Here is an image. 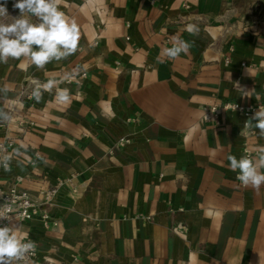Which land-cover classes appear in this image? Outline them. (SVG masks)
I'll return each mask as SVG.
<instances>
[{
    "label": "crops",
    "instance_id": "obj_1",
    "mask_svg": "<svg viewBox=\"0 0 264 264\" xmlns=\"http://www.w3.org/2000/svg\"><path fill=\"white\" fill-rule=\"evenodd\" d=\"M13 3L2 22L19 16ZM61 10L80 27L74 55L44 70L0 63V88L19 98L0 143H13L9 153L28 145L11 171L0 167V188L20 176L19 189L40 203L10 227L47 264H264V185H242L227 159L245 149L255 157L264 138L244 112L222 109L264 106V0H64ZM173 36L191 47L170 60L161 52ZM85 65L60 85L70 104L54 91L29 97L33 79ZM209 106L217 118H205Z\"/></svg>",
    "mask_w": 264,
    "mask_h": 264
},
{
    "label": "clouds",
    "instance_id": "obj_2",
    "mask_svg": "<svg viewBox=\"0 0 264 264\" xmlns=\"http://www.w3.org/2000/svg\"><path fill=\"white\" fill-rule=\"evenodd\" d=\"M8 0L0 3V63L7 64L9 59L20 61L19 67L27 70L35 66L38 70H44L46 65L65 60L78 51L81 37L80 27L74 18H70L61 10L64 0H14L13 8L19 10V16L13 18L11 23L2 22L10 16L7 8ZM34 18V19H33ZM185 31L191 36H197L200 32L199 26L189 23ZM190 43L178 36L172 37V46L162 50L161 55L170 60H175L181 54H188ZM159 59V58H158ZM162 62V61H161ZM81 72L86 74L87 66L74 69L73 73L65 74L60 78L49 77L46 82L38 79L31 81L33 90L31 99L40 103L44 93L55 92V100L60 104H70V90L60 87L61 84L75 79ZM10 89L8 86L0 88L5 106L0 108V123H10L14 117L12 108L19 104V98L9 100L6 96ZM244 96H248L246 91ZM7 109V110H6ZM213 112L216 111L212 109ZM207 119V116L205 115ZM253 121H256L253 124ZM245 127L259 129V137L264 138V106H259L246 122ZM23 150V151H22ZM28 145L21 144L19 148L13 149L11 153L0 145V167L5 172L11 171L13 159L25 156ZM36 158L43 161L44 157L36 153ZM29 159V163L33 161ZM229 169L237 172L236 179L244 186H251L259 190L264 185V148L259 149L257 155L245 154L240 158L235 155L227 157ZM0 219L11 218L0 211ZM37 244L28 239L27 234L18 235L14 227H0V264H29L30 255H35Z\"/></svg>",
    "mask_w": 264,
    "mask_h": 264
},
{
    "label": "built area",
    "instance_id": "obj_3",
    "mask_svg": "<svg viewBox=\"0 0 264 264\" xmlns=\"http://www.w3.org/2000/svg\"><path fill=\"white\" fill-rule=\"evenodd\" d=\"M258 4L260 2L258 1ZM225 62H229V58L225 57ZM30 97V96H29ZM216 109L215 112L212 111ZM222 109H232L244 112L246 117L253 116V109L246 108L245 110L239 106L238 104H225L222 106ZM205 114L207 118H217L218 115V107L217 106H209L204 108ZM127 140L121 139L119 144L123 145ZM3 145L7 150L13 148V143L9 141L7 144L0 143ZM249 154L254 157V154L245 149L242 155ZM22 181V177L16 176L14 181L7 186L5 189L0 188V211L4 212L8 215L11 220L9 219H0V227L2 226H9L12 220L17 219L20 222H26L32 220L40 213V203L34 201L31 196L26 192L19 189V184ZM241 183V182H240ZM55 192L54 189H50L43 193V201L42 203H47L49 199L52 197L53 193ZM44 219V224H46L48 218L45 215H42ZM172 229L182 233L185 232L186 226L183 223H177L172 226ZM29 264H47V260L45 258L40 259L38 256L37 248L35 255H30L29 257Z\"/></svg>",
    "mask_w": 264,
    "mask_h": 264
}]
</instances>
